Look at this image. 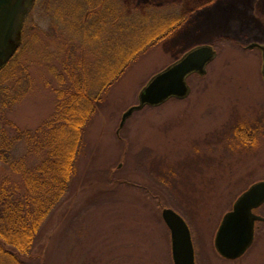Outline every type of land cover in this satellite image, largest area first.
Returning a JSON list of instances; mask_svg holds the SVG:
<instances>
[{
  "label": "rangeland",
  "instance_id": "rangeland-1",
  "mask_svg": "<svg viewBox=\"0 0 264 264\" xmlns=\"http://www.w3.org/2000/svg\"><path fill=\"white\" fill-rule=\"evenodd\" d=\"M59 3L37 0L26 23L18 56L29 69L32 86L7 113L22 128L35 130L52 116L57 74L73 58V40L60 17L58 22L54 17ZM125 4L118 2L120 11ZM160 7V12L140 8L139 15L119 13L125 23L129 16L145 15L150 22L155 13L167 19L172 13L187 14V21L108 89L86 125L72 192L49 221L32 264H174L170 231L161 216L164 207L178 209L188 220L199 264H264L263 222L238 259L224 258L214 245L233 201L264 180L262 55L259 49L244 48L264 43V0H178ZM205 44L215 45L218 57L205 77L190 78L189 97L145 106L119 131L123 113L138 103L152 76ZM77 54L94 60L87 48ZM15 77L5 76L0 87L13 84ZM241 125L253 134L246 142L236 135ZM26 149L21 144L16 155L39 163L42 156ZM18 177L0 162V181ZM149 192L164 204L158 205ZM258 211L264 215V204Z\"/></svg>",
  "mask_w": 264,
  "mask_h": 264
},
{
  "label": "trees",
  "instance_id": "trees-1",
  "mask_svg": "<svg viewBox=\"0 0 264 264\" xmlns=\"http://www.w3.org/2000/svg\"><path fill=\"white\" fill-rule=\"evenodd\" d=\"M119 1L60 0L54 17L57 22L61 18L67 30L64 33L71 36L75 50L72 49L73 58L64 63L63 72L57 74L56 109L35 130L20 127L7 115L32 86L29 69L18 56L27 37V24L17 55L0 69V82L7 75L18 76L13 84L0 87L4 92L0 106V162L19 176L18 180L0 181V264H32L37 259L34 252L49 221L72 192L86 125L102 106L108 89L133 62L173 36L187 21V14L172 13L167 19L155 13L150 22L145 15L138 19L129 16L125 23L122 15H139L140 8L160 12L161 5H174L178 0H121L126 3L121 11ZM83 48L94 60L75 56ZM103 56L109 57L110 62H101ZM236 134L241 141L249 139L242 131ZM21 144L26 145L27 153L41 155L40 162L32 165L27 156H17ZM149 195L158 205L164 204L159 195Z\"/></svg>",
  "mask_w": 264,
  "mask_h": 264
},
{
  "label": "water",
  "instance_id": "water-1",
  "mask_svg": "<svg viewBox=\"0 0 264 264\" xmlns=\"http://www.w3.org/2000/svg\"><path fill=\"white\" fill-rule=\"evenodd\" d=\"M34 3L35 0H0V69L17 53L26 17ZM248 48L262 51L264 79V43L253 42ZM217 55L214 45L197 46L153 75L140 91L138 103L123 113L119 131L135 111L145 106H160L171 98L188 97L191 87L187 78L193 74L206 75L208 65ZM263 204L264 180L253 183L234 201L215 236L214 245L221 256L237 259L248 251L255 240L256 221H264V216L255 212ZM161 216L170 230L174 264H197L192 231L186 219L171 207L163 208Z\"/></svg>",
  "mask_w": 264,
  "mask_h": 264
},
{
  "label": "flooded vegetation",
  "instance_id": "flooded-vegetation-1",
  "mask_svg": "<svg viewBox=\"0 0 264 264\" xmlns=\"http://www.w3.org/2000/svg\"><path fill=\"white\" fill-rule=\"evenodd\" d=\"M244 48H246V46L244 45ZM243 125H241V126H238L237 128H236V132L238 133V131H243V132H245L246 133V131H245V128H243L242 127ZM250 133H248V135H247V133H246V136H248V137H252L253 136V134H251V135H249ZM237 135V134H236ZM255 212L256 213H258V214H261V215H263L262 213H260V211H258V209L257 210H255ZM264 216V215H263Z\"/></svg>",
  "mask_w": 264,
  "mask_h": 264
}]
</instances>
